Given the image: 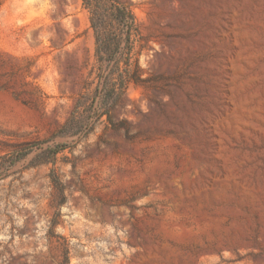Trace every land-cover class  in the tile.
Listing matches in <instances>:
<instances>
[{
    "label": "rangeland",
    "instance_id": "1",
    "mask_svg": "<svg viewBox=\"0 0 264 264\" xmlns=\"http://www.w3.org/2000/svg\"><path fill=\"white\" fill-rule=\"evenodd\" d=\"M118 1L115 129L81 0H0V264H264V0Z\"/></svg>",
    "mask_w": 264,
    "mask_h": 264
},
{
    "label": "trees",
    "instance_id": "2",
    "mask_svg": "<svg viewBox=\"0 0 264 264\" xmlns=\"http://www.w3.org/2000/svg\"><path fill=\"white\" fill-rule=\"evenodd\" d=\"M81 5L88 11L95 40L98 85L91 99L92 103L97 101L99 104L93 112L97 118L105 115L110 125L118 129L123 122L116 123L113 120V109L126 93L129 83L141 80L140 68H132L130 62L131 37L136 31L135 19L129 6L118 0H81ZM80 120L74 110L60 130L74 135L76 132L69 131L82 127ZM62 150L63 145L56 144L50 151L55 156Z\"/></svg>",
    "mask_w": 264,
    "mask_h": 264
}]
</instances>
